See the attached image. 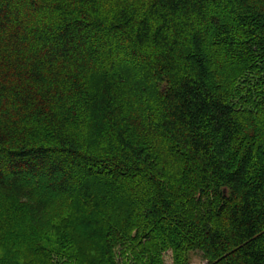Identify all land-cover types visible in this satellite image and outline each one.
<instances>
[{
	"label": "trees",
	"instance_id": "trees-1",
	"mask_svg": "<svg viewBox=\"0 0 264 264\" xmlns=\"http://www.w3.org/2000/svg\"><path fill=\"white\" fill-rule=\"evenodd\" d=\"M264 264V0H0V264Z\"/></svg>",
	"mask_w": 264,
	"mask_h": 264
},
{
	"label": "rangeland",
	"instance_id": "rangeland-1",
	"mask_svg": "<svg viewBox=\"0 0 264 264\" xmlns=\"http://www.w3.org/2000/svg\"><path fill=\"white\" fill-rule=\"evenodd\" d=\"M164 259L166 264H174V258L171 249H168L164 252ZM207 263H208L207 259H205L200 252L195 251L191 253L190 264H207Z\"/></svg>",
	"mask_w": 264,
	"mask_h": 264
}]
</instances>
